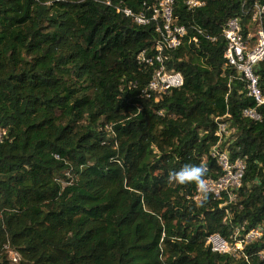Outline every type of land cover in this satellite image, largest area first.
<instances>
[{
    "label": "trees",
    "instance_id": "1",
    "mask_svg": "<svg viewBox=\"0 0 264 264\" xmlns=\"http://www.w3.org/2000/svg\"><path fill=\"white\" fill-rule=\"evenodd\" d=\"M161 1L0 0V264H264V108L223 33L264 0H174V48ZM162 68L184 84L150 90ZM215 146L246 165L231 202L168 179H217Z\"/></svg>",
    "mask_w": 264,
    "mask_h": 264
},
{
    "label": "built area",
    "instance_id": "2",
    "mask_svg": "<svg viewBox=\"0 0 264 264\" xmlns=\"http://www.w3.org/2000/svg\"><path fill=\"white\" fill-rule=\"evenodd\" d=\"M173 2L174 0H162L160 2L162 15L166 21V46L169 48L177 47L181 42V37L186 33L184 27L175 26L171 28ZM188 4L191 6L202 5L196 0H188ZM127 13L129 14V12ZM251 14V21L245 29L240 19L236 18L227 23L223 31L228 44L225 59L247 81L249 95L256 101L257 106L264 108V90L260 87L259 76L256 73V66L264 60V26L262 22L264 6L254 5ZM137 20L139 23H146L143 17H138ZM183 84L184 78L181 73L165 72L162 68L156 72L149 88L157 93H164L170 89L181 87ZM244 115L255 120L261 118L257 109H246ZM226 133V125L220 124L218 129L220 140ZM212 155L217 160L221 174L217 179L205 180L206 188L203 191L197 188L195 200H201L205 195H212L218 199H222L223 195H226L231 202L235 198L234 190L241 186L246 165L241 159L233 162L229 154L220 151L218 146L213 147ZM260 236V230H253L247 234L246 240L251 241ZM208 243L214 252L229 253L233 250V247L219 234L210 236ZM236 247L242 249V242H238ZM13 257L17 261V256L13 254Z\"/></svg>",
    "mask_w": 264,
    "mask_h": 264
},
{
    "label": "clouds",
    "instance_id": "3",
    "mask_svg": "<svg viewBox=\"0 0 264 264\" xmlns=\"http://www.w3.org/2000/svg\"><path fill=\"white\" fill-rule=\"evenodd\" d=\"M207 169L197 164H185L179 170H172L168 173V179L179 184L195 182L202 191L206 188L205 173Z\"/></svg>",
    "mask_w": 264,
    "mask_h": 264
}]
</instances>
